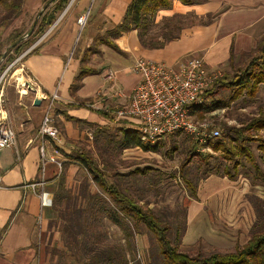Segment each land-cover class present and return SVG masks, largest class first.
Masks as SVG:
<instances>
[{
	"label": "rangeland",
	"instance_id": "rangeland-1",
	"mask_svg": "<svg viewBox=\"0 0 264 264\" xmlns=\"http://www.w3.org/2000/svg\"><path fill=\"white\" fill-rule=\"evenodd\" d=\"M9 1L14 3L18 0ZM91 1L70 0V5L67 4L65 9L58 14V18L61 19L70 14L75 15L77 25L82 28L93 16L97 0H93L92 4ZM180 1L187 2V0ZM45 2H47V7ZM54 3L55 1L52 0H22L19 14L16 13V10L0 5V24L8 23L0 38V65L4 64L8 67L20 54L35 51L36 43L39 44L43 39H41L42 35L31 44L24 45L23 43L27 40L30 42L33 40L31 35L37 30L43 14L39 15L40 11L44 10L45 13L54 6ZM87 12L88 16L86 17ZM159 12L154 18L156 22L162 19V17H158L160 16ZM81 17L85 18L84 23L80 22ZM207 20L209 18L197 19L191 16L187 18L185 26L197 22H206ZM56 21L58 22V20ZM56 21L46 32L57 23ZM14 31L17 33L16 45L8 39ZM51 31L50 34L54 32V30ZM150 33L158 38V26H154ZM89 34L90 25L88 24L82 31L74 51L70 54L66 67L71 64V61L75 63L78 57L81 60L85 53L83 51L81 55V50ZM1 42L5 44L3 48ZM19 44L24 46L20 53H16V47ZM92 44L93 42L90 46ZM34 45L35 47H33ZM90 46H87L86 50ZM26 58L23 59L24 62ZM237 64H241V60ZM20 68L21 64H16L9 71V75L6 76L5 106L11 116V122L16 132L18 128H22L21 123L23 122L20 117V110H16L20 99L30 101L35 93L33 90L21 92L24 88L19 85L20 83L17 80L22 79L20 71H18ZM221 72L224 74V71L221 70ZM100 83L101 77L100 74H97L93 76L91 85L87 87V90L96 89ZM22 94H25L24 98L21 97ZM229 97L230 91L222 89L216 91L214 95L215 99L225 101L229 100ZM260 111H264V84L260 85L258 94L255 97L244 94L238 100L230 103L228 107L207 113L203 118L195 117L199 122L206 121L211 128H217L220 131L226 126L235 129L242 128L241 126L245 125ZM96 117L99 118V116ZM75 122L78 123V127L83 131V134L79 139L74 140L77 144H73V149L81 148L89 153L91 159L94 160L99 169L107 174L110 181H118L119 175L117 174L119 173L126 174L127 178L123 179V188L137 201L149 203L155 215L160 217L165 225L169 226L170 237L181 250L194 255L233 252L238 246L241 247L248 242L254 234L262 232L264 228V151L258 147L256 139L250 140V148L256 162H258L260 172H257L246 159H241L242 164L237 172L238 174L231 169V173L237 175L236 178H230L220 175L218 172L216 173L215 163L222 164V159L219 157L220 153H213L211 149H203L198 146V150L203 154L206 152L214 154L213 157L209 158V165L204 164L205 161L203 162L199 159L200 157L194 155L192 149L196 138L192 135L181 132L161 138L156 141L159 146L155 150H145L135 146L123 150H113L106 145L103 139L96 142L95 132L101 129L106 130L117 140L120 134L119 128L131 126L129 122L123 119L106 121L104 124L89 121ZM55 125L62 131L58 122H55ZM248 134L252 137L253 135L254 137H264V130ZM60 159H64V157L61 155ZM186 161L189 162L186 167L187 177L197 188L195 197L192 196V190L186 184L181 172V165ZM225 164L228 163L225 162ZM137 168L145 169V172L135 175L133 171ZM208 169L212 170L209 175H207ZM84 176L89 179L91 185L88 189L89 192L96 193L99 196V201L106 210L99 209L96 206L94 212L90 211L91 209L86 205L88 198H85L83 202L87 207V213L82 216V221L88 226L87 234L91 237L73 244L75 249L84 258L88 259L91 255L89 254L91 244H97V247L113 246L126 252V264H163L160 260L159 245L155 235L145 226L141 227L140 233L135 234L132 222L126 219H121V225L113 223L108 218L109 210L113 207L109 196L91 179L88 172H85ZM80 179H82V172H75L73 180ZM61 222V220H58L57 226L59 229H62ZM127 232L129 234L133 232L132 237ZM45 239L48 242L46 245L48 263L63 264L58 251L63 248L68 238H65L60 230H56L47 235Z\"/></svg>",
	"mask_w": 264,
	"mask_h": 264
},
{
	"label": "crops",
	"instance_id": "crops-1",
	"mask_svg": "<svg viewBox=\"0 0 264 264\" xmlns=\"http://www.w3.org/2000/svg\"><path fill=\"white\" fill-rule=\"evenodd\" d=\"M131 1L97 0L92 18L82 28L77 25L75 15L58 18L53 27L54 32L47 34L25 60L26 69L34 76L39 88L38 94L34 91L30 101L20 99L16 108L20 110L23 121L22 128L17 129L20 158L17 157L16 148L0 151V264H49L46 253L48 242L45 238L59 230V214L54 204L42 207L39 196L28 184L41 176L43 159L36 132L51 94L56 90L59 94V99L54 103L53 115L65 139L62 152L69 154L74 147L69 140L79 139L83 131L75 120L67 119L63 112L83 122H111L102 112L128 103L130 94L140 80V76L132 71L137 58L146 57L175 64L178 60L195 55L204 58L206 68L210 71L221 69L224 73L231 72L239 60L241 64L246 60V53L256 49L264 35V0H173L172 6L160 10L158 17L175 13H191L198 17L217 14V17L206 24L197 22L185 26L178 38L158 49L144 47L137 30L114 39L119 50L101 44V53L93 55L90 61V66L98 70L101 83L96 89L87 90L93 76L97 74L88 75L77 92L80 100L94 99L93 107L73 105L78 102L71 95L70 87L81 70V60L78 57L68 67L66 62L82 31L86 25H90V34L85 39L81 55L99 33L111 30L122 21ZM109 73L113 74L112 78H108ZM24 95L21 97L24 98ZM37 98L41 101L39 105L35 104ZM46 147L49 156L53 149L49 143ZM73 171L82 172V179L73 180ZM85 172L77 163L59 168L54 162L47 161L45 188L54 200L60 176L63 175L71 195L78 196L83 186L88 189L91 187L89 179L84 176Z\"/></svg>",
	"mask_w": 264,
	"mask_h": 264
},
{
	"label": "trees",
	"instance_id": "trees-1",
	"mask_svg": "<svg viewBox=\"0 0 264 264\" xmlns=\"http://www.w3.org/2000/svg\"><path fill=\"white\" fill-rule=\"evenodd\" d=\"M46 1V0H45ZM55 1L54 6L48 9L45 13H42V18L38 24L37 30L32 33L33 40L30 42L27 40L24 45L35 42L46 30L57 20L58 14L62 12L70 0H52ZM48 2V1H47ZM47 2L45 6L47 7ZM0 5L16 10L19 14L21 11L22 0L12 3L9 0H0ZM172 0H132L128 5L126 13L120 23L114 26L111 30L99 33L93 40V44L85 51L81 58V70L76 75L73 84L70 87L71 95L76 99L78 103L73 105L79 107H86L87 103H92L94 99L80 100L77 92L83 86V80L86 76L97 74L98 70L90 66L92 56L100 54L99 46L101 44L109 45L119 50L118 45L115 42V38L120 37L122 34L128 33L132 30H137L141 44L144 47L150 49H158L164 47L169 41L179 37L182 29L184 28L187 18L196 17L197 19H203L195 14H179L175 13L172 16H164L159 22L154 20L156 14L162 10L170 8ZM45 7V9H46ZM216 15L208 14L206 18H209L204 24L212 22ZM8 23L4 22L0 24V38L7 28ZM154 26H158L159 34L158 38H155L150 31ZM17 33L12 32L8 39L15 44ZM22 39V37H20ZM23 44H19L16 47V53L22 51ZM4 43L1 42V47H4ZM16 45V44H15ZM97 45V46H96ZM33 52L28 53L26 57ZM246 60L241 65L233 67L231 72H225L220 78L217 79L214 87L206 93V101L199 105L191 106V113L197 118H203L207 113L215 111L217 109L228 107L230 103L238 100L239 97L246 94L249 97H255L258 94L260 85L264 84V35L260 39L256 49L249 53H246ZM2 56V54H1ZM25 57V58H26ZM10 59V57H9ZM228 90L230 91L229 100L215 99L214 95L216 91ZM219 93V92H218ZM99 111V110H97ZM102 111V110H100ZM104 115L108 113L102 112ZM65 117L70 120L79 121L76 118L63 112ZM242 128L235 129L222 128L220 135L214 138H207L205 141L200 142L195 140L193 153L204 164L209 165V158L213 157V153H220L221 163H215L214 167H217L216 173L227 176L230 178H236V174L242 164L241 159H246L252 164L257 172H260L258 162L250 148V140L256 139L258 141V147L264 151V137L263 136H250V132H258L264 130V111H260L256 116L251 118ZM120 134L118 139H114L113 135L106 130H98L95 132V141L98 142L101 139L104 140L106 145L113 150H123L129 147H141L145 150H155L158 148L159 143L154 144L141 141L140 134L133 128L120 127ZM248 132L247 134H245ZM181 133V132H177ZM176 134V133H175ZM118 135V134H117ZM174 135V134H173ZM74 145L77 144L74 140H69ZM198 146L203 149H211L213 153H202L198 150ZM197 150V151H196ZM63 167L70 163H77L81 165L86 172L91 175V179L101 188V190L107 194L111 200L112 208H110L108 218L113 223L121 225V219H126L132 222L134 233H140L141 227L145 226L151 233H153L158 241L159 254L161 256L163 264H264V228L261 233L254 234L248 242L243 246H238L233 252H212L209 255L190 254L179 248L174 244L170 237V228L164 224V221L155 215L149 203L139 202L133 196L129 194L123 187V179L127 178V175L119 173L118 181H110L107 174L102 169H99L98 165L81 148H74L71 153L67 154L62 152ZM188 161V160H187ZM185 162L181 165V172L184 176L186 184L192 190V196L197 195L196 187L191 183L187 177V165L189 162ZM228 164H225V162ZM231 169L236 174L231 173ZM145 169L137 168L133 173L136 175L143 174ZM212 173V170L207 171V175ZM88 185V184H87ZM87 189V190H86ZM82 192L77 196L71 195L65 183V177L60 176L59 188L54 198V209L59 214V220H61L62 229H59L66 240L63 248L58 251V255L63 264H126V252L120 248L113 246L109 247H97V244H91L89 247L88 259L84 258L78 250L75 249V245L79 240L91 237L87 234V225L82 221V216L87 213V207L94 212V208L98 206L99 209H104V206L99 201V196L96 193H91L88 187L83 186ZM88 194V196H87ZM87 196L88 200L85 205L83 202ZM82 197V198H81ZM93 204V205H92ZM133 232H127L129 236ZM84 237V238H83ZM132 237V236H131ZM96 240V239H95ZM97 241V240H96ZM56 252V250H54ZM158 258V256L156 255Z\"/></svg>",
	"mask_w": 264,
	"mask_h": 264
},
{
	"label": "built area",
	"instance_id": "built-area-1",
	"mask_svg": "<svg viewBox=\"0 0 264 264\" xmlns=\"http://www.w3.org/2000/svg\"><path fill=\"white\" fill-rule=\"evenodd\" d=\"M53 27L45 32L41 39ZM28 53L29 51L20 54L8 67L4 64L0 65V151L5 148H16L18 159L21 153L17 148V132L5 106L6 76L16 64H21L18 71L22 79H17L19 85L24 88L21 92L33 90L38 94L39 87L36 79L26 69L23 61ZM132 71L140 76V80L130 94L126 105L106 111L110 112L106 116L111 121L126 120L133 129L139 132L141 141L152 144L177 132L192 135L200 142L220 135L219 129L211 128L206 121L199 122L191 113V106L205 102L206 93L223 75L221 70L210 71L206 68L203 57L191 55L178 60L175 64L139 57L132 65ZM112 77L113 74L109 73L108 78ZM58 99L59 94L56 90L51 94L47 110L36 134V138L40 141V152L43 159L41 176L37 181L28 184L39 196L42 207H50L54 204L52 194L45 188L46 162H54L59 168L63 166V160L59 156L62 155L65 139L56 127L53 115L54 103ZM86 106L93 107V104L87 103ZM48 143L53 149V153L49 156H47L46 149Z\"/></svg>",
	"mask_w": 264,
	"mask_h": 264
},
{
	"label": "water",
	"instance_id": "water-1",
	"mask_svg": "<svg viewBox=\"0 0 264 264\" xmlns=\"http://www.w3.org/2000/svg\"><path fill=\"white\" fill-rule=\"evenodd\" d=\"M92 1H93V0H92ZM92 1H91V4H92ZM69 5H70V3H69ZM69 5H68V6H69ZM67 8H68V7H67ZM87 16H88V12L86 13V17H87ZM27 35H30V34H27ZM40 103H41L40 99L37 98V99L35 100V104H36V105H39Z\"/></svg>",
	"mask_w": 264,
	"mask_h": 264
},
{
	"label": "bare ground",
	"instance_id": "bare-ground-1",
	"mask_svg": "<svg viewBox=\"0 0 264 264\" xmlns=\"http://www.w3.org/2000/svg\"><path fill=\"white\" fill-rule=\"evenodd\" d=\"M83 20L85 21V18H84V17H82V21H83ZM82 21H81V23H84V21H83V22H82Z\"/></svg>",
	"mask_w": 264,
	"mask_h": 264
}]
</instances>
